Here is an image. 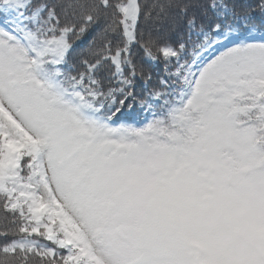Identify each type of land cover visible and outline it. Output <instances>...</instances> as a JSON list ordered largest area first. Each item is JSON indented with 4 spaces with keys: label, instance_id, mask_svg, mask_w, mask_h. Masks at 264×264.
Here are the masks:
<instances>
[{
    "label": "snow or ice",
    "instance_id": "obj_1",
    "mask_svg": "<svg viewBox=\"0 0 264 264\" xmlns=\"http://www.w3.org/2000/svg\"><path fill=\"white\" fill-rule=\"evenodd\" d=\"M0 264H264V0H0Z\"/></svg>",
    "mask_w": 264,
    "mask_h": 264
},
{
    "label": "trees",
    "instance_id": "obj_2",
    "mask_svg": "<svg viewBox=\"0 0 264 264\" xmlns=\"http://www.w3.org/2000/svg\"><path fill=\"white\" fill-rule=\"evenodd\" d=\"M157 71H159V69H157Z\"/></svg>",
    "mask_w": 264,
    "mask_h": 264
}]
</instances>
